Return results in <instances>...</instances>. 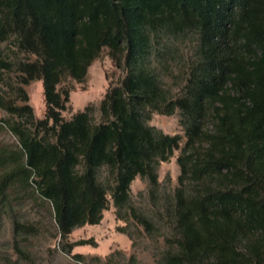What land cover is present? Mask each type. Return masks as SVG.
Masks as SVG:
<instances>
[{
	"label": "trees",
	"instance_id": "obj_1",
	"mask_svg": "<svg viewBox=\"0 0 264 264\" xmlns=\"http://www.w3.org/2000/svg\"><path fill=\"white\" fill-rule=\"evenodd\" d=\"M11 37L35 55L15 67L20 83L42 80L45 104L39 119L22 87L15 98L2 91L13 63L0 57V132L15 138L0 143V216L11 217L19 254L28 258L20 242L36 233L14 207L27 200L50 204L63 240L101 221L108 194L116 218L158 228L131 204L130 185L140 176L157 194L158 165L180 136L147 120L178 111L186 140L157 264H264V0H0V42ZM186 42L193 53L173 95L164 78ZM103 48L121 82L108 85L97 121L92 105L64 119L62 76L82 81ZM102 167L113 184L99 180Z\"/></svg>",
	"mask_w": 264,
	"mask_h": 264
},
{
	"label": "rangeland",
	"instance_id": "obj_2",
	"mask_svg": "<svg viewBox=\"0 0 264 264\" xmlns=\"http://www.w3.org/2000/svg\"><path fill=\"white\" fill-rule=\"evenodd\" d=\"M193 43L186 42L181 46L183 58L178 64H173L172 74L165 77V85L173 95L181 92L182 75L185 65L192 56ZM0 57L11 61L13 67L5 72L2 91L15 98L14 89L22 87L28 95V103L33 107L34 115L44 118L45 104L42 92V80L35 79L28 84L20 83L22 74L16 69L19 61L35 60V55L20 51L14 37L0 42ZM124 71L114 66L107 48H103L98 57L91 63L85 78L78 82L64 74L58 90H69V100L66 108L61 111L64 119L70 118L75 112L86 106L94 107L93 117L99 119V105L109 84L117 85L121 82ZM21 103V100H17ZM0 115L6 112L0 109ZM147 124L170 135H179V148L175 149L167 161L159 163L157 168V194L151 196L146 178L136 176L130 185L131 204L149 216L158 228L152 233L132 219L124 222L116 218L115 207L108 194L107 208L102 212V219L98 224H85L76 227L63 240L61 239L52 208L47 201L30 200L23 205H14L21 221L33 225L35 234L25 235L20 242L28 258L19 254L13 246V223L8 214L0 216V264H157L163 251L168 247L167 238L172 235L169 219L165 216L163 199L165 195H172L178 185L180 173L176 158L185 143V134L179 123L178 111L172 115L153 112ZM15 138L7 131L0 132V143L11 144ZM99 180L113 184L111 178L107 180L106 169L100 170ZM107 180V181H106ZM123 227L124 230H120ZM84 241L72 247L70 254L62 250L65 243ZM81 255L80 260L73 255Z\"/></svg>",
	"mask_w": 264,
	"mask_h": 264
}]
</instances>
